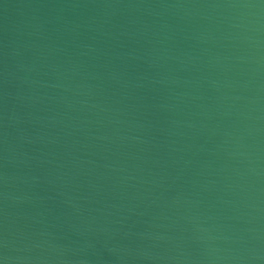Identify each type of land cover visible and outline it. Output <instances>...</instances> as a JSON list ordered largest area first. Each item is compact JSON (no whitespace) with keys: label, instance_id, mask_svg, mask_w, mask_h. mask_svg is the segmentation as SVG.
<instances>
[{"label":"water","instance_id":"1","mask_svg":"<svg viewBox=\"0 0 264 264\" xmlns=\"http://www.w3.org/2000/svg\"><path fill=\"white\" fill-rule=\"evenodd\" d=\"M0 264H264V0H0Z\"/></svg>","mask_w":264,"mask_h":264}]
</instances>
